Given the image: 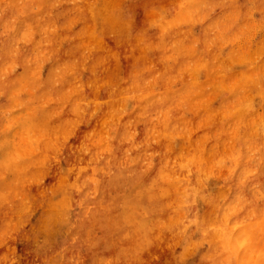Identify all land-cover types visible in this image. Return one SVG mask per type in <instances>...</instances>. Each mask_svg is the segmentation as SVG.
Returning a JSON list of instances; mask_svg holds the SVG:
<instances>
[{
	"label": "clouds",
	"instance_id": "obj_1",
	"mask_svg": "<svg viewBox=\"0 0 264 264\" xmlns=\"http://www.w3.org/2000/svg\"><path fill=\"white\" fill-rule=\"evenodd\" d=\"M0 264H264V0H0Z\"/></svg>",
	"mask_w": 264,
	"mask_h": 264
}]
</instances>
